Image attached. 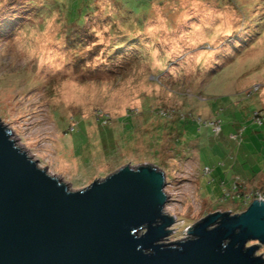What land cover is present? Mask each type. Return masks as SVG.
I'll return each mask as SVG.
<instances>
[{
    "label": "rangeland",
    "instance_id": "374dc122",
    "mask_svg": "<svg viewBox=\"0 0 264 264\" xmlns=\"http://www.w3.org/2000/svg\"><path fill=\"white\" fill-rule=\"evenodd\" d=\"M91 1L0 0L14 146L71 191L126 165L163 172L164 244L264 200V0H121L134 15L95 0L70 24Z\"/></svg>",
    "mask_w": 264,
    "mask_h": 264
},
{
    "label": "water",
    "instance_id": "95a60500",
    "mask_svg": "<svg viewBox=\"0 0 264 264\" xmlns=\"http://www.w3.org/2000/svg\"><path fill=\"white\" fill-rule=\"evenodd\" d=\"M0 124V264H262L264 200L240 214L215 212L190 238L164 244L163 172L123 166L69 190L16 148Z\"/></svg>",
    "mask_w": 264,
    "mask_h": 264
},
{
    "label": "trees",
    "instance_id": "16d2710c",
    "mask_svg": "<svg viewBox=\"0 0 264 264\" xmlns=\"http://www.w3.org/2000/svg\"><path fill=\"white\" fill-rule=\"evenodd\" d=\"M112 1H114L117 5L121 6L122 9H124L126 11H129L132 15H134L135 11L134 10H130L129 7H127L124 3L121 2V0H112ZM95 2H96L95 0H93V1L90 2L92 8H89L87 10L86 15L84 17H82L79 21H75L73 19H70L71 20L70 21V24L72 23V24H75V25H78V26L82 25L83 22H84V20H85V18H86V16L93 10V7H94L93 4ZM44 8L46 10H48L47 8H49V5H47V4L44 5ZM136 14L137 15H140L139 12H137ZM137 17H139V16H137ZM137 24H138V22L135 21V24L134 25L137 26ZM138 27H141V26H138ZM133 45L134 44L131 42V39L130 38H126L124 36L123 39L121 38V40L119 42H117V43L114 44V46L112 47V50L119 52L123 47H131ZM118 54H120V53H118Z\"/></svg>",
    "mask_w": 264,
    "mask_h": 264
},
{
    "label": "built area",
    "instance_id": "2783aa9c",
    "mask_svg": "<svg viewBox=\"0 0 264 264\" xmlns=\"http://www.w3.org/2000/svg\"><path fill=\"white\" fill-rule=\"evenodd\" d=\"M106 118V117H103ZM107 119V118H106ZM219 129V126L217 124H213V130L217 131ZM261 199V198H260Z\"/></svg>",
    "mask_w": 264,
    "mask_h": 264
}]
</instances>
